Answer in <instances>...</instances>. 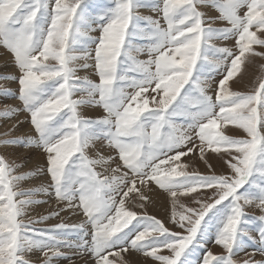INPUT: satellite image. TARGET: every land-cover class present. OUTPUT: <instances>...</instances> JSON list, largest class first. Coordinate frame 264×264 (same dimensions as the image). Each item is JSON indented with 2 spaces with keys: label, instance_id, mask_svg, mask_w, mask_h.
Here are the masks:
<instances>
[{
  "label": "snow or ice",
  "instance_id": "snow-or-ice-1",
  "mask_svg": "<svg viewBox=\"0 0 264 264\" xmlns=\"http://www.w3.org/2000/svg\"><path fill=\"white\" fill-rule=\"evenodd\" d=\"M202 7L220 15L207 16ZM140 8L155 9L160 16L141 15ZM216 20L227 26L214 27ZM90 21L98 24V37L88 35ZM229 38L236 39L235 50L211 43ZM137 39L148 43L136 45ZM0 44L13 54L20 73L0 79L18 81V98L38 133L35 140L4 139L0 145L39 144L51 181L19 188L36 172L16 174L0 155V264L70 259L61 247L78 249L81 256L90 253L95 264H128L123 253L130 249L161 264H192L189 257L211 221L214 243L225 251L205 249L202 264H264L252 257L234 259L246 240L255 242L253 221L258 222V250L264 253V215L249 217L245 211L253 204L264 211V75L252 91L229 87L243 76L246 61L264 57V51L253 48L264 47V0H112L91 17L82 0H0ZM144 51L147 60L133 55ZM88 68L98 81L77 75ZM217 75L212 95L210 81ZM0 94L14 93L0 87ZM82 105L101 106L105 114L84 117ZM16 111L5 108L0 116ZM178 118L185 123H177ZM222 124L245 135H227ZM100 139L114 154L88 155ZM206 148L229 174L187 170L181 158L199 152L205 159ZM151 182L170 194L171 221L183 231L134 210L148 200L137 184L148 191ZM40 193H53L65 207L23 219L29 206L47 202L35 198ZM181 196L199 206L182 204ZM127 199L139 203L126 206ZM69 209H80L86 221L36 227ZM72 235L77 239H69ZM164 249L170 254H161ZM33 253L40 254L36 260L29 258Z\"/></svg>",
  "mask_w": 264,
  "mask_h": 264
},
{
  "label": "rangeland",
  "instance_id": "rangeland-1",
  "mask_svg": "<svg viewBox=\"0 0 264 264\" xmlns=\"http://www.w3.org/2000/svg\"><path fill=\"white\" fill-rule=\"evenodd\" d=\"M54 2V0H53ZM71 2V0H70ZM112 0H82V6L84 7L85 14L89 17L95 15L96 10L111 5ZM202 11H204L207 16L217 17L220 15L219 11L212 7H202ZM139 12L141 15L152 16L154 18H159L160 13L152 8H140ZM164 21L161 20V24ZM90 28L86 29L89 36L92 38L98 37L100 32L98 30V24L96 22L90 21ZM214 27H223L227 26V22L223 20H216L213 23ZM255 31V28L253 29ZM259 35V33H258ZM136 45H146L148 43L147 40L137 39L133 41ZM212 44L217 46H228L230 48H234L236 44L235 38H229L227 40L214 39L211 41ZM95 47L94 44H89V50H93ZM253 48L256 51H264V47L259 45H253ZM0 55H4L7 59L6 68L3 65H0V77L2 76H19V69L14 62L13 54L2 44H0ZM94 55V51H93ZM139 60H147L148 52H139L133 53ZM50 63H54V61H49ZM77 63H84V61H77ZM88 63H92L91 60ZM264 57L255 56L251 57L248 61L245 62V66L242 67L243 76L234 78V81L229 82V87L232 91H241L248 92L254 90L255 87L258 86L259 80L258 77L264 75ZM78 76L84 77L87 76L94 81H98L99 77L94 72L92 68L88 69H80L77 72ZM239 76V74H238ZM221 77L215 76L210 83L212 84V88L210 89V94H215L216 81H218ZM250 79V80H249ZM252 80V81H251ZM238 83H240L238 85ZM244 85V86H243ZM0 87L11 89L14 93L13 95L6 96L0 94V112H2L5 108H15L16 111L14 114L5 117L0 116V140L4 139H14L18 137L32 138L33 140L38 138V133L36 132L34 126L31 123L30 113L24 108L23 102L18 98V89L19 84L18 81L13 79H0ZM127 91H133V89L128 88ZM151 91V90H150ZM83 95V93H76V97ZM13 101V102H12ZM152 105L150 104V107ZM80 112L84 117L89 118H98L102 117L105 112L101 106L95 105H82L80 107ZM177 123L184 124L185 121L182 118L177 119ZM8 125V126H7ZM10 125V126H9ZM12 125V126H11ZM23 127V128H22ZM221 131H224L227 135H233L237 137H242L245 135L243 130L237 129L233 125H223L221 127ZM7 133V135H5ZM199 144V141H196ZM191 146V145H190ZM26 150V151H25ZM186 151V149H185ZM98 152H102L105 156L110 154H114L111 148L106 147V141L103 139L96 140L94 142V146L88 149V155L95 157ZM37 154V155H35ZM0 155H3L6 160L15 166L16 174L26 173L29 171H35L36 175L23 180L19 183V188L27 189L32 187H39L41 185H48L51 183L50 176L46 171L47 167V154L43 150V148L36 143L23 145V144H15V145H0ZM34 158H32V156ZM36 159V160H35ZM207 161V163L205 162ZM181 162L184 164H188V171H198L202 174H211V171L214 170L216 174H229L230 170L224 164V162L219 159V157L214 154L210 149L206 148L205 159H201L199 152L189 153L187 156L181 158ZM214 162V163H212ZM117 163L119 161L117 160ZM211 165V169L207 166ZM22 165V166H21ZM105 167H108L107 165ZM111 167H115V165H111ZM43 170V171H41ZM98 171H103V169L98 168ZM124 171H128L124 169ZM105 175H109V172H104ZM131 172H129V176H131ZM148 191L138 183L137 188H140L141 192L144 193L145 196L148 197V200L144 203V208L141 209L136 207L134 210L140 214H146L155 216L164 222L165 226L168 227L172 231H183L179 228L175 223L171 221L172 214V203L170 194L161 189L154 182H151L148 185ZM131 196V194H130ZM36 199L47 201L46 203H39L35 205H31L28 207L27 215L23 217V219L27 220L30 218H35L40 215H47L48 213L57 210V208H64L66 202H58L53 193L45 194L40 193L36 197ZM180 202L188 207H198L199 205L194 204L190 199H186L185 197H180ZM210 202V201H209ZM132 203H139V201H135L133 199L126 200V206L131 205ZM148 204V205H147ZM43 205V207H42ZM180 210L179 208L177 209ZM245 211L249 214V217L252 216H260L264 215V211L260 208L256 207L255 204L248 206L245 208ZM86 217L84 213L80 209H76L75 211L69 209L66 211L60 212L59 216H52L48 220L37 223V228L48 227L51 225L58 224L60 222H64L67 224H78L86 221ZM208 218L206 217V220ZM135 223V221L133 222ZM215 221H211L209 228L207 230V236L200 241L199 247L196 248L195 252L189 257L192 264H202L201 257L205 254V249H210L215 254L224 253V249L222 246L216 245L214 243V229ZM253 229L251 230V235L255 237V242L246 240L245 246L239 250L234 259L237 261H243L252 257L256 261L264 260V253H261L258 249L261 247L260 238L258 232L255 230V227L258 226V222L253 221ZM89 232H91V225H87ZM69 239L76 240L77 237L72 235ZM90 239V236H89ZM62 252H66L70 255V259H54L53 264H95V259L90 253H85L82 256L78 254L79 250L75 248H66L61 247ZM164 255H169V251L167 249L162 250ZM39 253L29 254V258L36 260L39 256ZM124 258L128 261V264H138L133 261L131 255L135 257H140L143 260V264H161V262L156 261L151 257L145 256L141 252H137L135 250H129L127 253H123ZM115 258V257H110ZM85 261V262H84Z\"/></svg>",
  "mask_w": 264,
  "mask_h": 264
},
{
  "label": "bare ground",
  "instance_id": "bare-ground-1",
  "mask_svg": "<svg viewBox=\"0 0 264 264\" xmlns=\"http://www.w3.org/2000/svg\"><path fill=\"white\" fill-rule=\"evenodd\" d=\"M7 58L4 56V55H0V65H3L5 68H6V65H7V60H6ZM250 80V79H249ZM252 81V80H251ZM240 83H238V85H239ZM244 86V85H243ZM13 102V101H12ZM8 126V125H7ZM10 126V125H9ZM12 126V125H11ZM23 128V127H22ZM26 151V150H25ZM35 155H37V154H35ZM35 155H33L32 156V158H34V156ZM36 160V159H35ZM212 163H214V162H212ZM148 205V204H147ZM42 207H43V205H42ZM132 256V258H135V259H133V261H135V263H138V264H143V260H142V258H140V257H135L134 255H131ZM85 262V261H84Z\"/></svg>",
  "mask_w": 264,
  "mask_h": 264
}]
</instances>
